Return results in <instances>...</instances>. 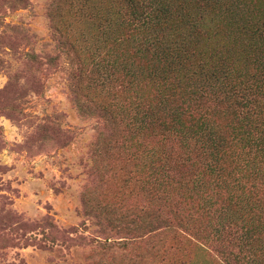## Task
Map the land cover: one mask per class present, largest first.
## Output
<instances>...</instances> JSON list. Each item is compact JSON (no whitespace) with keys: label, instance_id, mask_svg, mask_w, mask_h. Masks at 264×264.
<instances>
[{"label":"rangeland","instance_id":"obj_1","mask_svg":"<svg viewBox=\"0 0 264 264\" xmlns=\"http://www.w3.org/2000/svg\"><path fill=\"white\" fill-rule=\"evenodd\" d=\"M167 1L179 5L159 47L184 45L191 67L218 48L225 11L238 12L242 25L264 24V0ZM117 2L0 0V264H264V118H252L248 144L241 120L245 141L232 142L226 101L213 95L199 113L216 123L214 144L180 148L124 126L123 108L106 115L79 68L89 50L99 51L96 38L107 36L99 18L120 11ZM188 32L186 43L167 42ZM148 35L112 40L131 56L122 59L131 69L168 61L149 49L133 53ZM215 61L229 66L223 55ZM125 89L132 102L155 93L143 83ZM164 153L170 160L155 170L149 160Z\"/></svg>","mask_w":264,"mask_h":264},{"label":"trees","instance_id":"obj_2","mask_svg":"<svg viewBox=\"0 0 264 264\" xmlns=\"http://www.w3.org/2000/svg\"><path fill=\"white\" fill-rule=\"evenodd\" d=\"M116 1L122 9L113 11L109 8L107 15L97 20V29L107 34L106 37L96 38L101 39L102 43L99 44L101 45L98 48L99 51L93 56L89 50L85 56L87 60L79 68V72L88 79L87 85L93 90L98 89L97 94L102 95L97 107L110 117H114L123 108L128 117L121 116L119 121H123L124 126L136 127L135 132L138 134L150 135L153 139H157L158 135L165 136L171 141H176L180 148L188 142L196 141L198 146L201 144L197 141L207 140L209 141L207 146L210 148L214 144L212 139H215V133L211 132V127L215 131L216 123L205 113H199V109L209 103L211 96L219 94V97L226 101L224 103L231 115L230 125L228 126V122L224 129V132H228L230 141L243 144L246 135L247 144L252 141L251 136L255 130V126H252V118H264V58L258 60L261 56L258 51H255V49L260 50L264 55V34H262L264 24L262 28L259 25L253 27L254 23L242 25L236 18L238 12L229 14L225 11L227 19L220 23L221 27L225 28L221 32L224 38H221L218 48L213 46L208 48L207 57L210 61L206 65L202 66L203 58H200V61L191 67L189 56L182 52L184 45L176 48V42H174L172 46H168L172 51H168L166 46L159 47L161 44L158 36L162 32L173 30L171 12L179 5L178 2L157 0L152 8V5L145 0H122V3L121 0ZM116 1L107 0V4L110 5ZM89 16L92 17V14ZM112 21L117 24H113ZM146 32H149V35L145 39H139L140 47L133 53L149 54L147 51L149 49L155 57L160 54L168 61L163 64L164 66H162L164 61L158 60L159 64L131 69L126 65V61L122 60L129 59L131 56L117 48L119 43L114 45L112 40L126 42L131 35L135 33L143 35ZM253 33H257L260 38H251ZM188 34L190 33H175L167 42L181 39L186 43L190 41ZM125 35L128 37L126 38ZM217 35L219 34L214 33L212 37ZM244 37L249 41L242 42L241 39ZM249 52L252 53L250 54L252 57H256L254 58L257 60L256 65L250 66L253 60ZM188 54H191V51ZM217 54L223 55L229 66L215 61ZM231 54L234 59L229 60ZM132 60H135V57ZM183 70L186 72L184 73ZM181 71L183 73L179 74ZM107 82L117 86L118 90L106 88L105 85L109 84ZM138 82L154 87V97L147 99L146 103L128 101L122 95L127 92L125 87L140 84ZM246 119L248 123L244 130L246 135H242L244 132L241 120ZM209 122L213 124L210 126ZM129 137L131 140L134 138L136 148L144 149L137 141L138 136L135 133ZM220 138L219 136V140ZM262 138L264 140V136ZM219 149L220 147L216 149L217 154ZM203 154L207 156L209 152L204 151ZM170 157L169 154L164 153L153 157L149 162H152L155 165L154 169L158 170L170 160ZM206 169L208 173L212 171L210 167Z\"/></svg>","mask_w":264,"mask_h":264}]
</instances>
